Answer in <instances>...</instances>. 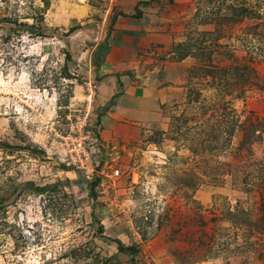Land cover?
<instances>
[{
    "label": "rangeland",
    "instance_id": "obj_1",
    "mask_svg": "<svg viewBox=\"0 0 264 264\" xmlns=\"http://www.w3.org/2000/svg\"><path fill=\"white\" fill-rule=\"evenodd\" d=\"M118 1L0 0V264H264V0H150L124 45ZM113 46L168 90L94 184L59 150Z\"/></svg>",
    "mask_w": 264,
    "mask_h": 264
},
{
    "label": "crops",
    "instance_id": "obj_2",
    "mask_svg": "<svg viewBox=\"0 0 264 264\" xmlns=\"http://www.w3.org/2000/svg\"><path fill=\"white\" fill-rule=\"evenodd\" d=\"M120 1L118 4H123L120 8L122 11L118 12L115 19L112 36L122 32L124 37L121 44L124 45L126 37L124 30H127L128 33V30H142L145 27L142 16L149 8L150 0H125L126 3L124 0ZM137 9L142 12V16L139 18L135 15ZM122 52V46L111 48L105 63L108 69L100 71L104 78L98 81V102L102 106H107L104 107L106 112L100 119L102 122L100 132L101 137L108 142L125 138L139 125L148 119H153L158 112L160 100L168 90L161 84L150 83V80L140 82L137 79L139 73L131 76L125 72L123 68L127 66L128 62L124 61ZM121 54L123 58H120ZM126 59L129 61V57Z\"/></svg>",
    "mask_w": 264,
    "mask_h": 264
},
{
    "label": "built area",
    "instance_id": "obj_3",
    "mask_svg": "<svg viewBox=\"0 0 264 264\" xmlns=\"http://www.w3.org/2000/svg\"><path fill=\"white\" fill-rule=\"evenodd\" d=\"M92 125V124H91ZM84 121L77 135H69L61 142L62 150H59L60 158L67 168L81 171L84 179L88 182L100 177L99 162L96 154L101 150L100 134ZM112 177L120 176L122 168L115 159L109 163ZM108 175V174H106Z\"/></svg>",
    "mask_w": 264,
    "mask_h": 264
},
{
    "label": "trees",
    "instance_id": "obj_4",
    "mask_svg": "<svg viewBox=\"0 0 264 264\" xmlns=\"http://www.w3.org/2000/svg\"><path fill=\"white\" fill-rule=\"evenodd\" d=\"M119 14V13H118ZM117 14V15H118ZM136 14H138V15H136V16H139V15H141L142 14V12H140V10H138L137 9V11H136ZM117 15L115 14L114 16H113V18L111 19L112 20V27H113V21H114V23H115V19L117 18ZM75 29H77V28H72L71 29V31H74ZM247 67V70H249V71H251V72H253L254 73V76L256 77L257 76V74H256V68L255 67H253V66H250V65H248V66H246ZM224 71H228L229 69H231V67L230 66H226V67H223L222 68ZM107 107V106H106ZM105 107V108H106ZM96 128H94V132L95 133H97V134H99V127H100V121L98 120V123H96ZM100 181H101V179H100V177H97L95 180H93V181H91V183H94V184H97L98 182L100 183ZM99 230L102 232L103 230H104V226H103V224H101L100 226H99ZM119 245H120V249L121 250H129V251H134L135 250V246H133V245H131V246H121V242L120 241H116Z\"/></svg>",
    "mask_w": 264,
    "mask_h": 264
}]
</instances>
